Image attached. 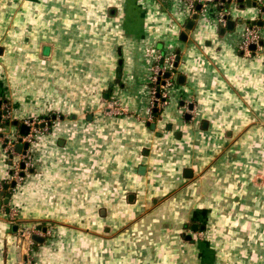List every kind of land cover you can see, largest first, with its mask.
I'll return each mask as SVG.
<instances>
[{
	"label": "crops",
	"instance_id": "0c3cea01",
	"mask_svg": "<svg viewBox=\"0 0 264 264\" xmlns=\"http://www.w3.org/2000/svg\"><path fill=\"white\" fill-rule=\"evenodd\" d=\"M251 1H234L222 33L214 6L187 29L183 0H0L12 121H0V184L3 137L57 115L30 145L33 170L2 197L0 264H264V48H238L246 23L264 36ZM159 53L179 61L149 119ZM110 96L124 112L103 109ZM33 226L53 233L24 254Z\"/></svg>",
	"mask_w": 264,
	"mask_h": 264
},
{
	"label": "built area",
	"instance_id": "2783aa9c",
	"mask_svg": "<svg viewBox=\"0 0 264 264\" xmlns=\"http://www.w3.org/2000/svg\"><path fill=\"white\" fill-rule=\"evenodd\" d=\"M186 4L189 15L194 12H206L210 6L215 7L216 20L221 27H226L228 24L229 17H238L239 15L233 16L232 5L234 1L238 0H183ZM237 3V2H236ZM260 5V12L264 14V0H258ZM201 4V9H197V5ZM234 8V7H233ZM264 36L261 28L256 23H246L243 31L242 38L238 44V48L242 51L252 53L253 51L257 53L264 48ZM261 41H263L261 43ZM255 44L256 47L253 48L252 45ZM176 54L175 53H159L156 55L154 63L151 69V94L149 99V104L147 106V114L149 119L155 116V110L161 106H165L170 99L171 92L170 87L175 81L174 75L176 71ZM166 72H170V75L165 76ZM114 105V108H113ZM112 108L117 109L116 113L124 112L126 109L123 107L118 100H113ZM122 108V110H120ZM109 110V108H108ZM0 115L2 123H6L7 120H11V105L6 97L0 94ZM51 117V116H49ZM45 122V125L41 126V123ZM22 123H26L30 126L28 133H22L17 130L12 136H4V147L5 155L9 159V169L7 173V179L4 181L11 182L16 180L19 183L23 176L21 171L25 172L31 168L35 167V160L30 150V145L33 143L42 131L49 130V124L47 123V116H30L23 119ZM18 142H29L28 148L21 152L16 150V143ZM11 154L13 156H11ZM22 163L25 164V168H22ZM32 228V229H31ZM29 229H24L22 235L24 237H29L32 232L41 233L42 235L50 234L52 228L46 227V230L40 226H34ZM32 263V260H29Z\"/></svg>",
	"mask_w": 264,
	"mask_h": 264
},
{
	"label": "water",
	"instance_id": "95a60500",
	"mask_svg": "<svg viewBox=\"0 0 264 264\" xmlns=\"http://www.w3.org/2000/svg\"><path fill=\"white\" fill-rule=\"evenodd\" d=\"M238 1H240V3H241V4H240V7H241V8H244L245 5H249V6H250V5H257V2H256V1H251V0H245V1H244V0H238ZM197 9H198V10L201 9V4H198V5H197ZM198 15H199V14H198V11H197V12H195V13L193 14L192 18L188 20V22L186 23V28H187V29H192V28L195 26L196 19H197ZM239 20L241 21L242 18H239ZM235 23H236V19L233 18V17H229V20H228V24H227V26H226V27H222V28H221V32L223 33L226 29H233L234 26H235ZM186 37H187V34H186L185 31H183V32L181 33V38L186 39ZM262 42H263V41H261V43H262ZM252 47L255 48L256 45L253 44ZM119 53L121 54V50H120V48H119ZM178 61H179V55L176 56V61H175V65H176V66L178 65ZM119 63H120V64L122 63V59H120ZM121 74H122V66L120 65V66L118 67V73H117L118 76H117V78H116V81H120V79H121ZM169 75H170V72H166V73H165V76L168 77ZM112 84H113V83H111L110 86H112ZM189 107L192 108V105L190 104ZM56 117H57L56 114H53L51 117H49V116L47 115V123L50 124V123L52 122V120L55 119ZM0 121H1V115H0ZM148 124H151L152 127H154V128H155V126H156L155 123H151L150 121L148 122ZM43 125H45V122H42V123H41V126H43ZM29 130H30V126H29L28 124H26V123H21V125H20V131H21L22 133H25V134H26V133L29 132ZM5 146H6V143H3V144H2V147L4 148ZM28 146H29V142H24V143H22V142H18V143H16V150H17L18 152H21V151L23 150V148L26 149V148H28ZM11 156H13V155L11 154ZM144 167H145V165H142V166L140 167V169H143ZM22 168H25V164H24V163H22ZM30 170H33V168H31ZM24 174H25V171L22 170V171H21V175H24ZM16 185H17V181H16V180H12L11 182L3 181V182L0 184V204L2 203V200H3L2 197H4V196L6 197V199H5L4 202H5V203H8V202H9V199H10V196H11V192L9 191V189L14 188ZM14 228H16V225H14ZM44 230H46V227H44ZM30 238H31L34 242L43 243L44 240H45V235H40V234H37V233H32L31 236H30ZM28 248H29V240H28V239H24V240H23V252H24V254H26Z\"/></svg>",
	"mask_w": 264,
	"mask_h": 264
},
{
	"label": "rangeland",
	"instance_id": "374dc122",
	"mask_svg": "<svg viewBox=\"0 0 264 264\" xmlns=\"http://www.w3.org/2000/svg\"><path fill=\"white\" fill-rule=\"evenodd\" d=\"M235 5V4H234ZM234 5H232V10H233V16H235V15H237L238 13H239V10L235 7V8H233L234 7ZM242 24H244V23H246L247 22V20H245V19H243L242 18V20L240 21ZM10 70V69H9ZM150 84H151V82H150ZM108 89H109V87H107V91H108ZM109 92H110V90H109ZM118 100V98H115V97H113L112 98V96H110L108 99H106V101H105V106H104V104H103V109L106 111H109L111 114H118V113H116V111H117V109H113L114 108V105H113V108H112V103H113V100ZM9 101V100H8ZM119 101V100H118ZM120 102V101H119ZM9 103H10V101H9ZM109 108V110L108 109H106V108ZM124 107V106H123ZM165 106H161V107H159L158 108V113L160 114L161 113V111L163 110V108H164ZM120 110H122V108L120 109ZM160 115H158V117H159ZM157 116H154L152 119H156V118H158ZM12 121L10 120L8 123H3V125H4V127H9V125L10 124H12L11 123ZM35 160V159H34ZM9 165V164H8ZM30 170V169H29ZM34 227V226H33ZM27 229H29V228H27ZM32 229V228H31ZM31 229H29V230H31ZM53 233V228H52V230H51V233L50 234H52ZM50 234H48V235H50ZM21 237H22V239H23V235H21ZM24 239H28V240H30L31 238H30V236L29 237H27V238H25L24 237ZM31 258V257H30ZM28 264H32V263H28Z\"/></svg>",
	"mask_w": 264,
	"mask_h": 264
},
{
	"label": "trees",
	"instance_id": "16d2710c",
	"mask_svg": "<svg viewBox=\"0 0 264 264\" xmlns=\"http://www.w3.org/2000/svg\"><path fill=\"white\" fill-rule=\"evenodd\" d=\"M251 22H252V21H251ZM121 65H122V64H121ZM111 87H112V86H109V89H108V90H110ZM154 112H155V116L158 117V115H159V113H158V109H156ZM9 121H10V120H7L6 123H8ZM13 122H18V121H17V120H14ZM39 225H41V224H39ZM43 225H44V224H43Z\"/></svg>",
	"mask_w": 264,
	"mask_h": 264
},
{
	"label": "flooded vegetation",
	"instance_id": "af4514ba",
	"mask_svg": "<svg viewBox=\"0 0 264 264\" xmlns=\"http://www.w3.org/2000/svg\"><path fill=\"white\" fill-rule=\"evenodd\" d=\"M47 227V226H46ZM44 228V227H43Z\"/></svg>",
	"mask_w": 264,
	"mask_h": 264
}]
</instances>
